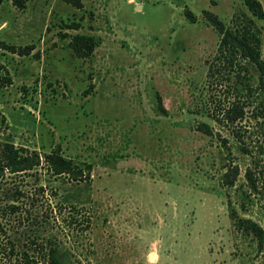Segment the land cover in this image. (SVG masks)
<instances>
[{
    "label": "rangeland",
    "instance_id": "obj_1",
    "mask_svg": "<svg viewBox=\"0 0 264 264\" xmlns=\"http://www.w3.org/2000/svg\"><path fill=\"white\" fill-rule=\"evenodd\" d=\"M79 1L0 3V42L33 46L26 55L0 47V140L56 152L80 171L74 179L40 166L37 180L24 176L37 218L48 217L36 233L63 264H264V136H243L254 165L208 115L223 85L206 77L219 34L204 11L227 24L242 0ZM75 33L92 37L88 56L69 48ZM246 168H255V188ZM229 208L261 228L260 246L232 226ZM29 226L10 225L0 247Z\"/></svg>",
    "mask_w": 264,
    "mask_h": 264
},
{
    "label": "trees",
    "instance_id": "obj_2",
    "mask_svg": "<svg viewBox=\"0 0 264 264\" xmlns=\"http://www.w3.org/2000/svg\"><path fill=\"white\" fill-rule=\"evenodd\" d=\"M66 1L75 7L81 5L79 0ZM25 2L11 0L17 8H23ZM242 5L244 10L234 12L227 24L216 15L204 11L205 18L219 34L215 52L207 62L206 77L219 86L223 85L221 98L216 96L213 99L208 115L213 121L229 128L239 149L249 153L250 163L258 165L257 155L252 156L250 150L243 146V136L256 137L258 132L264 136V61L260 57L261 31L256 23L263 18V11L258 0H242ZM186 14L191 18L190 13ZM67 27L77 29L79 24L71 22ZM68 45L76 56L86 57L92 52L94 41L89 35L75 33ZM0 47L18 55L29 54L33 49L32 45L14 46L3 42H0ZM251 69L258 72L256 76L250 72ZM1 79L3 83H10L8 75ZM199 130L210 133L205 123L199 124ZM220 139L225 145V140ZM40 166H44L45 171L54 176L71 175L76 179V174H80L70 159L61 154L50 151L40 155L35 149L0 140V234L4 237L10 225L14 229V223L25 221L31 225L30 233L25 236L24 231L20 234L16 228L15 231L11 230L13 234L5 237L8 244L0 247V264H63L58 257L59 248L52 246L48 237H39L41 235L36 233V230L41 231V222H47L48 219L45 216L40 220L35 214V209L41 206L36 192L29 194L24 190L27 185L24 176L33 175L37 180V168ZM85 166L89 168V164ZM254 169L246 168L244 171L252 188L257 186L259 179L255 177ZM236 174V166L229 167L222 174V182L232 185ZM260 184L264 187V175ZM35 188L41 192L43 190L41 184ZM229 219L235 229L251 234L257 246H260L262 231L254 221L238 217L233 208H229ZM21 235L25 238H20Z\"/></svg>",
    "mask_w": 264,
    "mask_h": 264
}]
</instances>
